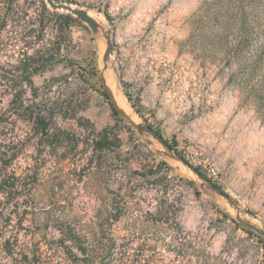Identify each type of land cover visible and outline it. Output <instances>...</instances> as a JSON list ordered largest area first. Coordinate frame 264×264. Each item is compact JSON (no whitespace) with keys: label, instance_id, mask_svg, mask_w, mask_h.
Instances as JSON below:
<instances>
[{"label":"rangeland","instance_id":"rangeland-1","mask_svg":"<svg viewBox=\"0 0 264 264\" xmlns=\"http://www.w3.org/2000/svg\"><path fill=\"white\" fill-rule=\"evenodd\" d=\"M55 1L86 9L109 31L107 69L117 88L139 123L159 131L173 151L138 132L104 96L105 36L79 19L69 26L60 20L57 36L46 16L40 41L58 43L23 98L35 92L37 108L54 107V124L78 140L63 134L57 148L36 139L20 144L7 172H38L26 180L32 194L4 209L12 214L0 227V264H11L5 246L68 264L58 241L63 222L91 250L87 262L72 264H264L256 236L264 230V0ZM15 30L0 27L5 69L22 46ZM9 99L0 81L7 136L14 130L5 124ZM89 122L111 127L119 142L95 150ZM173 154L199 167L235 205ZM163 196L173 205L159 216Z\"/></svg>","mask_w":264,"mask_h":264},{"label":"trees","instance_id":"trees-1","mask_svg":"<svg viewBox=\"0 0 264 264\" xmlns=\"http://www.w3.org/2000/svg\"><path fill=\"white\" fill-rule=\"evenodd\" d=\"M15 1L16 0H0V27L10 24L16 29L17 42L22 44L18 50V58L14 64L9 65V69H5V64H1L0 62V81L4 82L5 91L10 95L6 111L9 113V119L11 121L7 119L5 124L9 125L13 123L14 126V130L10 135H4L2 131L5 125L2 123L3 121L0 120V197H3L0 200L1 228L7 224V218L12 214V212L9 211L4 215V209L16 207L19 204L21 196L27 197L32 194L31 188L33 187V183H31V186L26 190V180L31 178L35 179L38 172L37 169H29L20 174L16 172H7V168L18 155L20 144L29 139H36L39 147L48 143L53 148H57L65 139L63 134H66V138L72 137L76 139V141L78 140L75 138V135L68 134L67 131L62 130L54 124V107L51 109L37 108L35 92L32 99L23 98L26 87L29 86L33 88L32 76L46 69L45 55L58 43L57 38L54 41H50L48 45L40 41V36L47 28L45 21L46 16L54 18L57 36L63 33L64 24L59 22L60 20L65 21V26H69L71 21H76L78 18L70 13H58L57 11L50 10L45 0H34L33 3H29L26 0V5L21 7L15 5ZM29 9H33L32 15H29ZM15 82H18V85H16ZM103 94L108 98L106 90L103 91ZM112 108L113 111L118 114L113 105ZM19 122L25 123V131H21L19 127H16V124ZM89 132L93 136L92 141L95 150H106L119 142L118 134L114 132L111 127H104L97 130L94 125L90 123ZM157 132L160 134L159 131ZM166 143L173 148L168 141H166ZM180 157L200 176L207 178L199 167L189 163L183 156L180 155ZM172 205L173 204L168 203L167 198L163 196L156 214L164 216ZM244 228L250 233L247 227ZM256 236L260 242L264 241L261 235ZM58 241L62 253L68 260V264H72L74 259L87 262L91 258L89 244H87L86 239L79 234L75 225L63 222L60 227V237ZM8 243L9 240L6 239L4 241V246ZM5 248L11 257V264H54L53 257L43 253L41 250L25 251L14 248L8 249L7 246H5Z\"/></svg>","mask_w":264,"mask_h":264},{"label":"water","instance_id":"water-1","mask_svg":"<svg viewBox=\"0 0 264 264\" xmlns=\"http://www.w3.org/2000/svg\"><path fill=\"white\" fill-rule=\"evenodd\" d=\"M53 9L55 10H61V11H65L67 13H70L71 15L77 17L79 20H81L82 22H85L93 31H97L101 25L91 16L88 14V11L82 7H78V6H74L68 3H62V2H56L55 0H45ZM104 31V36L106 38V42H107V49L105 52V59H107L110 55V51L112 49V40L109 36V31L107 30H103ZM106 92L108 94V98L110 100V102L112 103L113 107L116 109V111L122 116L124 117L128 123L134 127L138 132L140 133H149L150 135H152L155 139H157L163 146H165L169 151H173V148L170 147L166 141L162 138V136L150 125L148 124H144V123H136L133 122L131 120H129L126 116V114L124 113V111L122 109L119 108V106L116 104L111 92L109 91L108 87L106 86ZM174 158L179 159L181 161H183L180 157V155L178 154H173L172 155ZM184 162V161H183ZM185 163V162H184ZM191 168V167H190ZM191 170L203 181V184L207 187H209L211 190H213L214 192H216L219 195H222L224 198H226L230 203L234 204V201L226 194L222 191V189L217 186L215 183H213L212 181H210L208 178L206 177H202L200 176L193 168H191ZM236 219L238 220V222L244 226H249V223L240 218L238 215L236 216ZM258 233L264 237V230L261 229H257Z\"/></svg>","mask_w":264,"mask_h":264},{"label":"bare ground","instance_id":"bare-ground-1","mask_svg":"<svg viewBox=\"0 0 264 264\" xmlns=\"http://www.w3.org/2000/svg\"><path fill=\"white\" fill-rule=\"evenodd\" d=\"M88 14L93 16L91 12L88 11ZM104 28L101 25V27L97 30L98 34L104 35ZM109 58L104 59V63L103 65V73H104V81L106 83V86L108 87V89L110 90L116 104L119 106L120 109H122L124 111V113L126 114L127 118L133 122L138 123L139 120H137V118L134 116L133 111L130 109L129 105L125 102L122 93L119 91V89L117 88L114 78L111 76L109 68L107 69V61ZM112 73V72H111ZM136 118V119H135Z\"/></svg>","mask_w":264,"mask_h":264}]
</instances>
